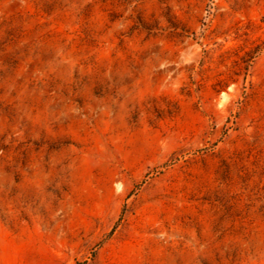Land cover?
Returning <instances> with one entry per match:
<instances>
[{
  "label": "rangeland",
  "instance_id": "obj_1",
  "mask_svg": "<svg viewBox=\"0 0 264 264\" xmlns=\"http://www.w3.org/2000/svg\"><path fill=\"white\" fill-rule=\"evenodd\" d=\"M0 264H264V0H0Z\"/></svg>",
  "mask_w": 264,
  "mask_h": 264
},
{
  "label": "bare ground",
  "instance_id": "obj_2",
  "mask_svg": "<svg viewBox=\"0 0 264 264\" xmlns=\"http://www.w3.org/2000/svg\"><path fill=\"white\" fill-rule=\"evenodd\" d=\"M156 195H157V193H156ZM148 198H150V196Z\"/></svg>",
  "mask_w": 264,
  "mask_h": 264
}]
</instances>
